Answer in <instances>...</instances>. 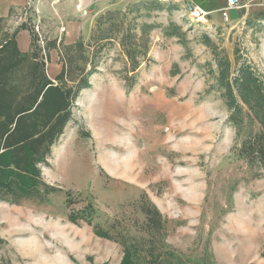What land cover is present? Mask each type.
Here are the masks:
<instances>
[{"label": "rangeland", "instance_id": "374dc122", "mask_svg": "<svg viewBox=\"0 0 264 264\" xmlns=\"http://www.w3.org/2000/svg\"><path fill=\"white\" fill-rule=\"evenodd\" d=\"M217 1L93 14L69 50L65 27L52 36L28 5L3 19L0 49L35 36L28 53L17 48L26 60L7 75L10 96L32 95L38 64L68 93L69 116L34 193L22 197L16 180L0 188V264H120L125 251L131 264H264V164L240 151L258 125L230 123L216 84L224 58L230 80L241 66L264 80V11L242 0L225 22ZM48 47L63 69L54 82Z\"/></svg>", "mask_w": 264, "mask_h": 264}, {"label": "trees", "instance_id": "16d2710c", "mask_svg": "<svg viewBox=\"0 0 264 264\" xmlns=\"http://www.w3.org/2000/svg\"><path fill=\"white\" fill-rule=\"evenodd\" d=\"M2 21L3 19H0V23ZM15 35L16 33L9 39L10 45L4 41L0 49V188L10 190V183L16 180L18 193L28 198L37 186L40 175L37 165L45 162L51 146L62 134L69 116L65 113L69 102L67 92L50 86L51 83L46 77L39 74L38 64V78L30 87L32 95L20 98L19 102L10 96L15 93L17 97L19 93L18 89L9 83L7 75L26 60V56L21 55L16 48ZM30 36L31 48H34L35 36L33 33ZM69 49L70 47L67 48ZM128 55L134 60L132 53ZM229 67L228 59H221L217 66L216 82L218 88L224 90L226 107L232 111L228 120L237 126L239 122L242 123L244 116L248 119V124L258 125L257 131L251 132L252 135L243 141L240 151L246 158L252 156L264 164V80L260 81L246 66H241L237 76L230 80ZM136 68L137 63H134L132 69ZM86 86L85 83L84 87ZM233 88L247 113H243V108L236 101ZM41 95V102L32 111ZM68 219L72 222L76 220L75 217ZM93 232L99 238L110 239L107 233L99 228L94 227ZM131 254L125 251L120 264H131Z\"/></svg>", "mask_w": 264, "mask_h": 264}, {"label": "crops", "instance_id": "0c3cea01", "mask_svg": "<svg viewBox=\"0 0 264 264\" xmlns=\"http://www.w3.org/2000/svg\"><path fill=\"white\" fill-rule=\"evenodd\" d=\"M149 0H0V19L12 18L15 14H22L23 10L30 7L31 18L36 15L42 18L46 24H50V34L58 36V30L65 27L63 45L66 47L74 45L80 38L82 32V21L90 15H98L108 11H118L124 7ZM202 0H195L200 2ZM225 7V0H218V5ZM247 6L264 11V0H246ZM206 9V8H205ZM213 8L206 11L212 13ZM215 11V10H214ZM235 13L229 15L234 17ZM17 48L20 53L26 54L30 51V35L26 31L20 32L16 38ZM49 45V44H48ZM51 50V51H50ZM48 47L49 66L51 67L48 79L54 82L56 76L62 70L58 65V59L53 56L54 49Z\"/></svg>", "mask_w": 264, "mask_h": 264}, {"label": "built area", "instance_id": "2783aa9c", "mask_svg": "<svg viewBox=\"0 0 264 264\" xmlns=\"http://www.w3.org/2000/svg\"><path fill=\"white\" fill-rule=\"evenodd\" d=\"M242 0H225V7L220 10V15L223 21L227 22L230 11L239 10L242 8ZM245 6H243L244 8ZM189 15L192 19L202 20L206 15L199 8L190 9Z\"/></svg>", "mask_w": 264, "mask_h": 264}]
</instances>
